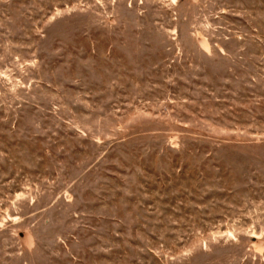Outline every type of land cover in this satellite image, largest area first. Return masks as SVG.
<instances>
[{"label":"rangeland","instance_id":"1","mask_svg":"<svg viewBox=\"0 0 264 264\" xmlns=\"http://www.w3.org/2000/svg\"><path fill=\"white\" fill-rule=\"evenodd\" d=\"M0 264H264V0H0Z\"/></svg>","mask_w":264,"mask_h":264}]
</instances>
